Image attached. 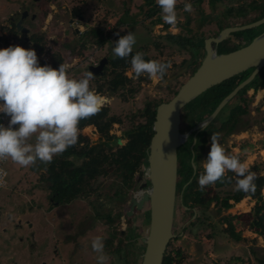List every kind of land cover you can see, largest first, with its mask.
Returning a JSON list of instances; mask_svg holds the SVG:
<instances>
[{"label": "rangeland", "instance_id": "1", "mask_svg": "<svg viewBox=\"0 0 264 264\" xmlns=\"http://www.w3.org/2000/svg\"><path fill=\"white\" fill-rule=\"evenodd\" d=\"M148 1L61 0V2L54 3V7L51 8V0H0V49L14 46L15 42L5 35V32H8L7 21L17 10L25 9L29 12L30 17V24L28 25L33 31H36L37 35L41 33L47 35L49 31H52V35L51 37H45L43 49L36 50L33 45L22 39L23 33L16 30V44L18 42V45L25 49H34L39 62L46 61L45 57H49L50 64L55 61L53 55L62 51L64 64H73L72 66H66L67 70L70 69L68 73L71 78H81L89 70L90 65H95L94 61H87L82 58L81 53L83 51H80L79 47H81L84 40L92 36L90 33L86 35L81 32L85 29H91L96 24L103 27L105 33H111V36L110 40L98 49L97 46L84 49L86 52L88 51L86 54L94 57L95 61L105 56H113L112 48L114 45L112 42L119 38L116 33L119 32L120 35H125L131 31L136 38L133 50H142L146 47L147 55L161 62H171L172 67L160 82L150 80L147 74L136 78L131 68H129L128 75L132 77L133 85L139 87L136 94L133 93L132 95L129 91L124 90L122 93L118 91L112 97L107 88L103 92L97 93L104 101L109 98L107 104L112 107L111 115L116 114L117 118L120 116L122 124L119 123V118H116L117 124L113 125L111 129V133L116 134L115 136L97 130L86 134L84 128H82L79 130L78 136L81 145L85 147L104 141L112 143V149L123 144L126 140L125 131L133 125H137L138 121L141 120L137 116L134 117V114L143 109L146 102L151 99L169 101L174 96L173 90L180 88L193 73L190 64L195 63L194 60L198 58L201 49H198L195 43L194 46L180 47L169 42L165 35L182 33L188 37L201 36L202 39H205L217 34L220 30L219 21L224 27L241 25L246 23L249 17L258 13L257 11H250L248 18L232 15L227 17L225 16L227 5L225 6L224 3L217 2L215 5L217 7H214L211 5L213 4L211 0H202L201 2L177 0L178 23L175 27H172L164 23L161 11H156V16L151 18L147 16L146 12L144 13L143 10L151 8ZM262 1L264 0H257L258 3ZM189 2L193 6L191 13L184 11V4ZM155 5L156 8H160L157 4ZM43 7L48 9L49 16H53L45 30L42 28L46 24V19L41 14ZM75 8H78L81 13L75 14ZM45 12L47 14V10ZM127 15H133L131 17L132 19L136 18V22H132L131 17ZM158 18H161V22H154ZM70 19H73L76 24ZM188 19H190L189 24H187ZM119 23L120 25L116 31L112 32L114 25ZM77 27L80 28V34L76 32ZM262 29H264V25L259 31ZM245 35L246 33L240 34L241 37H245ZM240 36L234 33L230 36V41H235ZM155 41L162 44L159 49L154 47ZM76 47L77 50H75ZM95 49H97L96 52H94ZM55 68L58 69L59 67ZM95 81L96 79H93L90 86L94 85ZM109 94L111 95L109 96ZM262 95H264V91L252 95L248 104L264 107V97ZM124 96L128 97V100H125ZM255 112L256 109L250 107L246 115L247 122L239 123L236 131L231 135H227L220 143L226 153L237 155L248 168L258 164L259 168L254 172L257 175L264 176V123H261V116L264 114L261 111L258 114H255ZM196 114L194 108L192 122L195 120ZM8 121L3 122L0 120V123L7 126ZM249 123L256 124V126L251 129ZM106 149L109 151V148ZM209 151L210 142L205 148L204 159H206ZM185 159L188 162L189 156H185ZM82 160H77V163H81ZM5 167L8 172L9 183L7 187L0 191V264H44L45 262L46 264H97L96 253L93 252L91 247V241L96 236H101L104 239V251L109 257L107 264H111L113 259L115 260L114 264H124L119 260V256H121L119 249H124V246L128 242L132 243V241L126 240V238L122 239L121 236L116 234L113 242L109 241L112 244L106 246L105 242L107 239H111L110 233L113 230H124L125 223L136 229L138 235L137 243H135L136 249L139 247L137 256L134 257V254H130V257H125V264L141 263L144 251L142 238L145 237L147 232L148 212L137 209L127 222L122 217L115 221L113 227H110L93 206V203L102 202L104 205L103 210L113 209L116 213H122L129 209L128 202L137 193V190L129 189L125 201L120 202L115 190L123 183L121 175L115 171H110L106 176H100L98 179L93 180L92 186L96 189V192L88 196H82L60 208L53 209L49 197L50 190L46 181V170H44L45 164L37 161L35 165L21 167L9 158L5 163ZM202 170L201 166L200 171ZM227 173L235 176L230 171L225 174ZM139 184L138 180L137 189ZM210 187L215 189L214 184ZM234 187L235 184L218 188V190H220L221 195H225L226 189L232 190ZM181 193L179 189V197ZM262 194L264 196V193ZM231 202L234 203V200ZM255 202V199L247 196L243 201L238 202L239 204L234 203L232 207L227 209H220L219 205H215L213 202L206 209L196 208L197 215L194 217V214L186 212L182 201L178 199L174 226V231L178 236L170 242V249L175 251V249L181 248L185 257L182 264H259L257 257L264 254V235L255 232L250 225L254 217L252 209ZM98 208L101 210L100 207ZM228 214L233 217L232 221L236 230L242 233L240 241H235L231 237L226 231L229 225L221 221V218ZM143 218L144 222L142 221ZM38 231H41L43 238H47V243H55V247L60 252L58 256H54L53 252L40 255L41 252L38 250L39 241L31 234L38 235ZM132 244L134 245V242ZM48 250L50 251V249ZM74 252L75 256L72 257L71 255Z\"/></svg>", "mask_w": 264, "mask_h": 264}, {"label": "clouds", "instance_id": "2", "mask_svg": "<svg viewBox=\"0 0 264 264\" xmlns=\"http://www.w3.org/2000/svg\"><path fill=\"white\" fill-rule=\"evenodd\" d=\"M51 1V8L54 7V3L61 2ZM156 4L161 9L164 23L175 27L178 23L177 0H156ZM41 11L43 17L48 19L50 15L48 9L43 7ZM184 11L189 13L193 11L190 2L184 4ZM18 12L20 10L8 18V31L11 33L16 32L10 30L19 21L15 18ZM26 15L23 14V18ZM74 23L76 24L75 21ZM22 27H27L23 21ZM84 31L86 29L81 33ZM29 34L30 32L23 33L22 39L25 40L28 35L36 42ZM116 35L119 38L112 42L113 58L125 59L131 56V71L136 78L147 74L154 82L164 79L172 67L171 62L146 60L142 52L132 55L136 43L135 34L129 31L125 35H120L119 32ZM15 39L17 40V36ZM40 45L44 48L43 43ZM59 65L58 69L47 64L41 66L37 53L32 48L25 49L20 45H14L0 49V114L9 118L7 126L0 123V161L10 158L21 167L35 165L37 161L45 165L50 164L55 156L62 155L69 147L77 144L80 120L91 118L101 110L105 101L90 88L94 74L87 71L79 79L71 78L66 66L62 63ZM191 164L193 171L196 172L195 155ZM200 164L203 170L199 172L197 181L201 190L222 181L225 173L230 171L235 174V191L246 195L256 193L255 181L259 178L257 173L249 170L237 155L226 153L220 143L219 133L211 134L210 151ZM0 173L3 176L7 175L3 169H0ZM2 179L0 176V181ZM261 191L264 193V189ZM91 247L96 253L97 264H107L109 257L104 251L103 237H94Z\"/></svg>", "mask_w": 264, "mask_h": 264}, {"label": "trees", "instance_id": "3", "mask_svg": "<svg viewBox=\"0 0 264 264\" xmlns=\"http://www.w3.org/2000/svg\"><path fill=\"white\" fill-rule=\"evenodd\" d=\"M196 1L201 2L202 0ZM217 2L224 3L225 6L227 5V10L225 11V16L227 17L232 15L235 17L241 16L248 18V13L250 11H257L258 13L255 16L249 17L246 20V23L255 21L264 16V1L258 3L257 0H230L227 2L223 0H211V3H213L211 5L217 7L215 6ZM148 3L150 4L151 8L153 7V9L150 8L149 10L143 11L144 13L146 12L149 18H151L155 15L156 11H161V9L156 8L155 0H149ZM74 12L75 14L81 13L78 8H75ZM127 16L131 17L133 15ZM130 19L132 22H136V18L132 19L131 17ZM154 22H161V18L156 19V21ZM189 23L190 19H188L187 21V24ZM119 25L120 23L115 24L112 32H115ZM121 25H123V23H121ZM218 26L220 27V29L224 27L222 26L220 21L218 22ZM15 27L16 26L14 25L10 31H16ZM186 28L188 29V27ZM257 29L253 28L243 30L236 32L235 34L239 36L242 33L250 35L259 31V29ZM89 33L92 34V36L82 42L81 47H79L80 51H83L85 48H89L92 46H97V48L103 46V44L110 40L111 36V33H105L104 28L100 26L86 30L82 34L89 35ZM165 38L168 39L169 42L177 44L180 47H187L190 45L194 46V36L188 37L183 35L182 33H169L165 35ZM200 39V42H202L201 37ZM34 40L39 44L43 43L42 38L36 37L34 38ZM226 42L227 41H225V43ZM157 45V49H159L160 44L158 43ZM33 47L34 49L38 50V47ZM145 48H142V50H133L132 55H134L136 52H142L144 53V58L146 60L155 59L147 55ZM75 50H77V47L75 48ZM53 56L55 59L54 65L55 67H57V65L63 62L62 54L56 53ZM109 58L111 63V67L109 70L110 74L113 75L112 85L114 86V89H118L120 85L126 86L127 84H130V82L132 81V77L128 76L125 72L126 70L131 68V56L125 59H119L113 58V56L109 55ZM194 62L195 63L190 64V67H192V72H194L200 64L198 60H195ZM249 72L251 71L234 76L230 79H227L222 84L213 86L208 89L199 97V99L202 100V107H205V109L207 108L206 110L209 113L216 106L218 101L221 100L229 92H231L234 87L237 86L238 83L249 74ZM105 84L106 81L101 82V84L99 85V90H102ZM255 88L256 90L264 89V67L258 74ZM178 90L179 88L173 90L174 95L178 92ZM109 92L113 94V92ZM111 94H109V96ZM162 102H165V100L151 99L146 102L143 109L139 110L137 114H134V117L137 116L141 120L138 121L137 125H133L130 129L126 130V133L130 134L129 141L125 145L117 147L115 151H112V146L109 144V141L100 142L91 147H85L81 145L80 137L78 136V142L75 146L69 147L67 151H65L62 155L55 156L50 164L45 165L44 170H46V181L48 182V189L50 190L49 197L52 202L58 201L61 204H67L82 196H88L96 192V189L92 187L93 180L98 179L100 176L107 175L111 169H113V171H115L116 173L121 172L120 175H122L124 178L122 193L127 196L128 190L134 188L137 177L144 174L143 165L147 164L145 162V158L148 155L147 149L149 148L151 139L155 133L153 124L156 119L157 107ZM211 105L212 109H208ZM247 106L248 102L246 103V101H243L241 105L237 106L231 111V117L229 118V120L222 123V125L219 127L213 126L208 129L209 136L211 137L212 133H219L220 136L231 133L234 129H236L237 122L240 119V115L248 112ZM108 110V107L102 106L98 114L93 115L91 118L80 120L78 126L79 130L84 128V132L86 134H90L94 130H97L107 133L111 136H115L116 134L111 133V129L113 125L117 124L116 118L114 116L107 117L109 113ZM202 116L203 113H200L198 119H201ZM221 132H224V135H221ZM205 143L206 141H204V145ZM79 146L81 147L79 148ZM202 146L200 148L198 147V149H200L201 151L203 150ZM106 148H109V151H107ZM200 150L197 151L196 155V160L199 165L196 174H194L191 162H187L185 164L186 159L183 160V165L181 168L180 190L182 191L183 203L189 206V209H186V212L194 214L193 208H197L200 210L206 209L213 202L215 205H219L220 209H227L232 207L234 203H238L245 197L250 196L256 201L252 209L254 217L250 225L255 232L260 235H264V196L261 191L264 187V176L257 175L259 178L255 181L257 190L254 195H246L245 193L235 191L234 189H226L225 195H221L218 188L235 184V179L230 173L225 174L222 181H217L214 184L215 189L207 186L203 190H201L198 186L197 181L199 172L201 170L200 161L203 157V153ZM73 154L80 155L85 159L81 164H76L74 161L70 160V156H72ZM253 169H258V166H254L249 170ZM232 200H234V203L231 202ZM93 206L96 207L95 203H93ZM98 213L101 215L100 217L105 220L110 226L116 221V218L119 219V216L121 215V213H119L117 216H112L111 210H109L108 215H103L101 212ZM232 219L233 217L228 214L223 216L221 218V221L224 224L229 225V228L226 229V231L231 235V237L235 241H240L242 239V233L236 230L235 224L233 223ZM143 220L144 218L142 219V221ZM118 232L119 231L114 230L113 236H116V233ZM170 244L165 252L163 264H182L185 260V257L181 248H177L174 251L170 249ZM257 261L259 262V264H264V254L261 257H257Z\"/></svg>", "mask_w": 264, "mask_h": 264}, {"label": "water", "instance_id": "4", "mask_svg": "<svg viewBox=\"0 0 264 264\" xmlns=\"http://www.w3.org/2000/svg\"><path fill=\"white\" fill-rule=\"evenodd\" d=\"M26 14L27 11L24 16ZM263 25L264 16L249 23L225 26L216 36L205 38V55L199 66L169 101L158 105L153 124L155 133L147 149L148 155L145 158L147 164L143 165L144 175L138 178L140 182L138 192L132 196L127 211L131 216L137 208L148 212L150 216L146 235L142 238L144 251L140 264H163L167 247L178 236L174 226L178 199L183 203L182 193L179 197L183 145L190 134L196 131L192 145L194 146L198 132L206 128L223 106L248 83L254 87L257 75L264 67V29L239 37L235 41H230V36ZM16 27L23 33L30 32L29 28L22 27V20L16 23ZM76 32H79L78 28ZM25 40L40 50L43 48L28 35ZM107 62L108 58L104 57L100 64L90 65L89 70L99 75ZM248 71H251V74L225 96L206 119L195 124L192 122L195 102L201 94L227 79ZM147 181L150 182L149 187ZM183 207L189 209L184 203ZM193 212L196 217L197 209L193 208Z\"/></svg>", "mask_w": 264, "mask_h": 264}, {"label": "flooded vegetation", "instance_id": "5", "mask_svg": "<svg viewBox=\"0 0 264 264\" xmlns=\"http://www.w3.org/2000/svg\"><path fill=\"white\" fill-rule=\"evenodd\" d=\"M35 6V5H34ZM25 13V9H23V10H21L20 12H18L16 15H15V18L17 19V21L18 20H22L23 21V24L24 25H26V26H28V24H30V17H29V14H27L26 15V17H24L23 18V14ZM154 16H156V14L154 15ZM34 17H36L35 15H34ZM33 17V18H34ZM23 18V19H22ZM16 19H14V21H16ZM98 24H96V26H97ZM262 27V26H261ZM261 27H258L259 28V30L261 29ZM7 28H8V21H7ZM257 29V28H256ZM220 30H222V29H220ZM219 30V31H220ZM218 34V33H217ZM216 34V35H217ZM234 34V33H233ZM232 34V35H233ZM215 35V36H216ZM201 37V36H200ZM200 37L198 38V37H195V38H193V41H194V43L195 44H197L196 45V47L198 48V49H201V51H200V53H199V55H198V58H195V60H198L200 63H201V60H202V58L204 57V55H205V47H204V40L205 39H202V42H199V40H200ZM158 43H157V41H155L154 42V47H156L157 48V45ZM160 45H162L161 43H159ZM34 46V45H33ZM106 58H108V62H107V64H105V66H104V68H103V71H102V73L101 74H99V75H97V74H94V79H96V81L94 82V85H92V86H90V88L91 89H94L95 91H96V93H99V92H103L104 91V89L105 88H107L109 91H111V92H113V94L111 95L112 97L113 96H115L114 94L117 92V91H120V93H122V91H129L132 95H133V93H137L138 92V90H139V87H137L136 85H133V80L130 82V84H127L126 86L125 85H120L119 86V88L118 89H114V86L112 85V79H113V75H111L110 74V67H111V63H110V58H109V56H105ZM104 57H102L101 59H99L98 60V63H97V65L98 64H100V62H101V60L103 59ZM194 60V61H195ZM68 70H70V69H68ZM88 71H90V70H88ZM127 75H128V70H126V72H125ZM251 74V72H249V74L245 77V78H247L249 75ZM259 74V73H258ZM128 76H130V75H128ZM133 76V75H132ZM131 77V76H130ZM245 78H243L240 82H242ZM257 78H258V75H257ZM104 81H106V84H105V86H103V89L102 90H99V85L101 84V82H104ZM225 82V81H224ZM239 82V83H240ZM238 83V84H239ZM222 84V83H221ZM220 85V84H219ZM217 86V85H216ZM236 87V86H235ZM234 87V88H235ZM121 88V89H120ZM261 90H263V89H261ZM261 90H256V88H255V86L254 87H251V84L250 83H248L247 84V86L246 87H244V89L242 90V91H239L232 99H230L224 106H223V108L220 110V112L216 115V117L212 120V122L206 127V128H204V129H201L199 132H198V137H197V140H196V142H195V144H194V146H192L193 145V142H194V136H195V134H196V131H194V132H192L191 134H190V136H189V138L187 139V141L185 142V144L183 145V151H182V154H183V160L185 159V156H189V161L188 162H191V160H192V157H193V155H197V151H199L200 149H198V147L200 148L202 145H204V141H206V143H205V145L204 146H202V148H203V150L201 151L203 154V157L201 158V161L202 160H204V155H205V148H206V146L208 145V143L210 142V136H209V133H208V129H210L211 127H213V126H217V127H219V126H221L222 125V123H224L225 121H227V120H229V118L231 117V111L233 110V109H235L237 106H239V105H241L242 103H243V101H246V103L249 101V99L252 97V95H257L258 93H259V91H261ZM230 93V92H229ZM228 93V94H229ZM227 94V95H228ZM202 95V94H201ZM200 95V96H201ZM227 95H225V96H227ZM108 96V95H107ZM199 96V97H200ZM224 96V97H225ZM120 97V96H119ZM125 98V100H128L127 98L128 97H126V96H124ZM199 97L196 99V102H195V110H196V112H197V114L195 115V120L193 121V123L195 124V123H199V122H201V121H203L204 119H206L216 108H217V106L220 104V102L222 101V99L224 98H222L221 100H219L218 101V103L216 104V106L212 109L211 107H212V105L211 106H209V108L208 109H212L209 113L207 112V108L205 109V107H202V100H200L199 99ZM238 97H240V100H238ZM262 97H264V95H262ZM105 99H107V98H105ZM122 99V98H121ZM238 100V101H237ZM109 101V98L105 101V103L103 104V106H106V107H108L109 108V110H108V116L107 117H111V116H114L115 118H117L116 116V114L114 115V114H112L111 115V108L112 107H110L108 104H107V102ZM213 103H215V102H213ZM250 107H253V109H256V112H255V114H258V112H260L261 111V113L262 114H264V107H259V106H252L251 104H248V106H247V110L249 111V108ZM259 107V108H258ZM259 109V110H258ZM255 111V110H254ZM200 113H203V116H202V118L201 119H198V116L200 115ZM248 113V112H247ZM247 113H245V114H241L240 115V119H239V121L237 122V126H238V124L239 123H241V122H243V123H245V122H247V117H246V115H247ZM254 114V115H255ZM111 115V116H110ZM264 115H262L261 116V123H264ZM119 118V119H118ZM118 120H119V123L120 124H122L121 122H122V118L120 117V116H118ZM249 125V127L252 129L254 126H256V124H251V123H249L248 124ZM236 129H237V127H236ZM236 129H234L231 133H229V134H227V135H231V134H233L235 131H236ZM222 133H223V135H224V132H221V135H222ZM109 135V134H108ZM124 135H125V142L123 143V144H121V145H118L117 147H120V146H123V145H125L128 141H129V138H130V134L129 133H126V131H125V133H124ZM227 135H224V136H220V141H222V140H224L225 138H226V136ZM98 143H100V142H98ZM97 144V143H96ZM109 144L110 145H112V143H110L109 142ZM91 147V146H90ZM117 147L116 148H113L112 149V151H115L116 149H117ZM57 156H59V155H57ZM80 159H85L84 157H81L80 155H75V154H73L72 156H70V160H72V161H74L76 164H78L77 163V160H80ZM83 160H82V162H83ZM81 162V163H82ZM81 163H79V164H81ZM187 162H185V164H186ZM200 166H201V164H200ZM254 166H258V168H259V165L258 164H255V165H253V166H251L249 169H251V168H253ZM198 168H199V165H198V163H197V170H198ZM255 170H257V169H253V170H251V171H255ZM110 171H113V169H111ZM119 175L121 174V172H119L118 173ZM144 175V174H143ZM103 176H106V175H103ZM122 176V175H121ZM234 177V176H233ZM138 178H139V176L137 177V179H136V181H135V184H134V188H132V189H134V190H137V192H138V189H137V186H136V184L138 183ZM122 180H123V183H122V185H120V187H118L116 190H115V194L117 195V198L119 199V201L120 202H124L125 201V199H126V195L124 194V193H122V188H123V184H124V178H123V176H122ZM148 182V185H147V187H149V185H150V182L149 181H147ZM93 187V186H92ZM146 187V188H147ZM264 188V187H263ZM119 189H121V190H119ZM95 191V190H94ZM136 194V193H135ZM250 197V196H249ZM132 198V197H131ZM131 198H130V200H131ZM51 200V199H50ZM130 200H129V202H130ZM243 201V200H242ZM73 202V201H72ZM129 202H128V206H129ZM51 203H52V207H53V209H55V208H60L61 206H64L65 204H61L60 202H58V201H53L52 202V200H51ZM67 204H69V203H67ZM239 204V203H238ZM96 205V210L98 209L99 210V208L98 207H100L101 208V210H99L103 215H108V213H109V210H111L112 211V216H117L120 212H115L113 209H106V210H103L102 208L104 207V205H103V203L101 202V203H98V204H95ZM98 210H97V213H98ZM135 210L137 211V208H135ZM134 210V211H135ZM127 211L128 210H125L124 212H122L121 213V215L119 216V219L120 218H122V217H124V221H126L127 222V220H129V215L127 214ZM99 214V213H98ZM149 213L147 214V221H149ZM130 218H132V217H130ZM118 218H116V220H117ZM105 221V220H104ZM106 222V221H105ZM106 224H108L107 222H106ZM115 224V222L113 223V224H111V226L110 227H113V225ZM126 224V227H125V229L124 230H119V232L118 233H116L117 235H119V236H121V238L123 239V238H126V240H129V241H132V243L134 242V245L132 244V243H130V242H128L125 246H124V249L123 248H121L120 249V255L121 256H119V260H120V262L121 263H124V260L126 259L125 257H130V254H134V257L135 256H137V250L139 249V247H137V249H136V244L135 243H137V232H136V229H134V228H131L130 227V225H128L127 223H125ZM113 232H114V230L110 233L111 234V239L109 238V239H107L106 240V242H105V245L106 246H108V244H112V243H110L111 241L113 242V239L115 238V236H113L114 234H113ZM32 234V236L33 237H36V239L39 241V247H38V250H39V252H41L40 253V255L42 256V255H44V254H47V252H53L54 254V256H58L59 254H60V252H59V250H58V248L57 247H55V243H47V238L45 237V238H43L42 237V234H41V231L39 232L38 231V235H36V234H34V233H31ZM70 236V235H69ZM64 238V237H63ZM66 239V238H65ZM122 239H120V240H122ZM110 241V242H109ZM133 247H132V246ZM48 249H50V251L48 250ZM62 253V252H61ZM72 257H74L75 256V252L71 255ZM115 263V260L113 259L112 260V263L111 264H114ZM127 263H129L128 261H127ZM44 264H46V262L44 263Z\"/></svg>", "mask_w": 264, "mask_h": 264}, {"label": "built area", "instance_id": "6", "mask_svg": "<svg viewBox=\"0 0 264 264\" xmlns=\"http://www.w3.org/2000/svg\"><path fill=\"white\" fill-rule=\"evenodd\" d=\"M12 41L15 42L14 40H12ZM14 45H18V44H16V42H15ZM87 52H88V51H87ZM87 52L84 51L83 53H81L82 58L85 59V60H87V61H94V64L97 65L98 61H95V59H94V57H93L92 55L86 54ZM94 52H96V51L94 50ZM84 53H85V54H84ZM84 55H85L86 58L84 57ZM45 60H46V61H40V62H39L41 66H44V65L47 64V65H51L53 68H55V66H54V62H53V64H50V59H49V57H45ZM41 63H42V64H41ZM62 64H64V60H63ZM64 65H65V66H67V65H68V66H72L73 64H68V63H66V64H64ZM59 66H60V65H59ZM0 120L3 121V122H5V121L9 120V118H8L7 116L3 115V114H0ZM6 161H7V159L4 160V161H0V169H3L4 172L7 173L6 176H3V174L0 173V176L3 177L2 181H0V191H1L3 188L7 187L8 183H9V182H8V172H7V169H6V167H5V163H6Z\"/></svg>", "mask_w": 264, "mask_h": 264}, {"label": "crops", "instance_id": "7", "mask_svg": "<svg viewBox=\"0 0 264 264\" xmlns=\"http://www.w3.org/2000/svg\"><path fill=\"white\" fill-rule=\"evenodd\" d=\"M52 18H53V16H49V18L48 19H46V26H48V23H49V21L51 22V20H52ZM70 21H72V22H74V20L73 19H70ZM72 24V23H71ZM44 25V26H45ZM73 25V24H72ZM44 26L42 27L43 29H44ZM27 27H30V25H28ZM55 28V27H54ZM45 30V29H44ZM50 30V29H49ZM43 32V31H42ZM6 33V35H8V38L10 37V38H12V40H14L15 39V37H16V35H15V32H5ZM17 33V32H16ZM29 35H31L33 38H36V37H39V38H42L43 40H44V38L43 37H51V35H52V31H49V32H47V35H44V34H40V35H37V33H36V31H33L31 28H30V34ZM46 37V38H47ZM15 42H16V39L14 40ZM17 44H18V42H17ZM30 44V43H29ZM31 45V44H30ZM33 45V44H32ZM61 53H62V51H61ZM63 54V53H62Z\"/></svg>", "mask_w": 264, "mask_h": 264}]
</instances>
